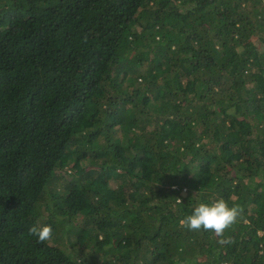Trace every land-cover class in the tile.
<instances>
[{
	"label": "trees",
	"instance_id": "obj_1",
	"mask_svg": "<svg viewBox=\"0 0 264 264\" xmlns=\"http://www.w3.org/2000/svg\"><path fill=\"white\" fill-rule=\"evenodd\" d=\"M222 263L264 264V0H0V264Z\"/></svg>",
	"mask_w": 264,
	"mask_h": 264
},
{
	"label": "clouds",
	"instance_id": "obj_2",
	"mask_svg": "<svg viewBox=\"0 0 264 264\" xmlns=\"http://www.w3.org/2000/svg\"><path fill=\"white\" fill-rule=\"evenodd\" d=\"M178 202H181L178 200ZM238 206L229 207L224 199L212 204L200 203L194 208L191 215L180 219V226L189 231H212L217 237H224L226 230L236 224L241 214ZM29 236L36 237L37 243H47L54 239L53 229L50 225L32 226L28 229ZM219 244H230L232 239L225 237L217 241Z\"/></svg>",
	"mask_w": 264,
	"mask_h": 264
},
{
	"label": "built area",
	"instance_id": "obj_3",
	"mask_svg": "<svg viewBox=\"0 0 264 264\" xmlns=\"http://www.w3.org/2000/svg\"><path fill=\"white\" fill-rule=\"evenodd\" d=\"M222 264H226V263H222Z\"/></svg>",
	"mask_w": 264,
	"mask_h": 264
}]
</instances>
